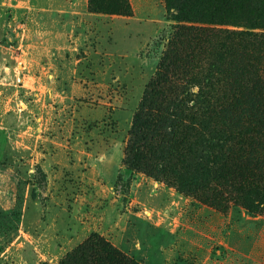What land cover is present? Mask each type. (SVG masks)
<instances>
[{
	"label": "rangeland",
	"instance_id": "obj_1",
	"mask_svg": "<svg viewBox=\"0 0 264 264\" xmlns=\"http://www.w3.org/2000/svg\"><path fill=\"white\" fill-rule=\"evenodd\" d=\"M97 4L99 9L91 0H0V124L36 123L22 113L29 106L46 123L48 159L61 161L51 178L36 168L20 178L13 213L4 209L10 211L14 178L4 173L0 179V253L18 238L25 243L20 251L13 247L6 264H60L96 234L139 264H264V205L252 214L226 197L218 210L178 191L189 190L186 172L182 182L170 172L158 182L126 167L132 124L164 67L170 76L161 99L182 91L187 41L165 0ZM244 45L250 64L237 42L234 54L223 48L205 54L196 68L233 72L236 62L240 73L251 65L264 89V46ZM258 99L216 115L232 139L215 149L214 160L229 183L261 197L264 94ZM56 143L62 150L55 151ZM26 236L47 240L43 253L59 244L62 254L39 257Z\"/></svg>",
	"mask_w": 264,
	"mask_h": 264
},
{
	"label": "trees",
	"instance_id": "obj_2",
	"mask_svg": "<svg viewBox=\"0 0 264 264\" xmlns=\"http://www.w3.org/2000/svg\"><path fill=\"white\" fill-rule=\"evenodd\" d=\"M97 1L91 0V5L98 7ZM165 4L169 12H175L170 20L180 24L177 30L187 41L189 56L181 65L184 72L179 87L182 91L180 94L176 91L173 99L166 102L158 95L165 93L161 86L166 87L164 84L170 76L164 67L163 76H158V81L144 95L140 113L132 124L124 163L128 169L144 172L158 182L168 172L182 182L180 177L186 172L189 190L179 187L180 193L197 197L218 210H223L226 197H233L234 206H241L252 214L262 213L264 195L259 197L236 188L225 179L226 175L214 160L215 149L232 139L216 115L227 113L236 104L245 109L255 99L259 103L258 96L264 94L258 83L259 70L249 65L248 69L253 68L239 73L234 62L230 66L233 72L213 67L204 73L196 65L204 59L203 55L222 48L229 55L234 54L238 46H232L237 42L243 44L241 57L249 48L244 43L259 42L264 46V0H165ZM97 9L93 12H98ZM242 60L250 64L248 56ZM252 81H256V86ZM194 88L198 89L197 93L193 92ZM228 123H231L229 119ZM257 170L261 172L262 167ZM60 264L139 263L96 234Z\"/></svg>",
	"mask_w": 264,
	"mask_h": 264
},
{
	"label": "crops",
	"instance_id": "obj_3",
	"mask_svg": "<svg viewBox=\"0 0 264 264\" xmlns=\"http://www.w3.org/2000/svg\"><path fill=\"white\" fill-rule=\"evenodd\" d=\"M65 92L66 91H63L62 94L66 95L67 93ZM29 109V106L24 105L22 113H24V116L27 114L26 116L32 118L36 123L27 125L28 121L26 120L27 124L24 127V124L23 126L21 125L22 120L18 119L16 127H11V125L5 126L2 123L0 124V179L7 176V174L14 178L11 188L13 194L7 192L10 200L13 201V203H11L10 200L6 201L9 204L8 206H10V211L8 212L2 207L7 213H13L15 210V194L13 188L15 185L18 186L20 178L25 179V177L32 172L31 169L33 170L34 168L40 170L46 178H51V175H55V173L58 172V168L61 167L60 157L57 156L55 159L50 157V159H48L46 153L47 146H45L47 145L45 138L47 135V128L46 123L43 122V117H41V114L34 113V110ZM37 114L39 117L35 119V115ZM56 145L58 146L54 148L56 149L55 151L62 150L59 144L56 143ZM49 164H54L56 169L54 168V170L49 171ZM25 239L29 240L31 245H34V249L39 254V257L46 258L45 256L49 253L51 257L57 259V257L62 254L61 251L63 248L59 247V244L54 245L55 250L53 253H43L47 250L45 248L47 240H42L41 238L36 240L29 236H26ZM56 242V240H53V244H56ZM24 244L25 243L19 241V238L15 240L12 243L11 248L9 247L6 251L0 253V264H6V259L11 256L10 251L14 250L13 247H15L16 251H20L24 248Z\"/></svg>",
	"mask_w": 264,
	"mask_h": 264
}]
</instances>
